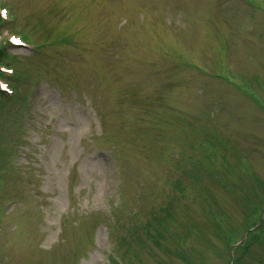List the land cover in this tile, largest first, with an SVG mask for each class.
<instances>
[{
    "label": "rangeland",
    "instance_id": "rangeland-1",
    "mask_svg": "<svg viewBox=\"0 0 264 264\" xmlns=\"http://www.w3.org/2000/svg\"><path fill=\"white\" fill-rule=\"evenodd\" d=\"M251 1L4 0L19 77L0 103V264H231L254 232L243 262L264 264Z\"/></svg>",
    "mask_w": 264,
    "mask_h": 264
},
{
    "label": "trees",
    "instance_id": "trees-1",
    "mask_svg": "<svg viewBox=\"0 0 264 264\" xmlns=\"http://www.w3.org/2000/svg\"><path fill=\"white\" fill-rule=\"evenodd\" d=\"M2 52H0V60H1V58H2ZM264 227V218L261 220V224H260V226H259V229H261V228H263ZM216 236H217V234H215ZM254 236V237H253ZM257 237V235H256V233L254 232L253 234H252V240H251V242H249V244H247V245H245V246H243V248H237L238 250H241V252H244V250H246L245 251V254H241V256L239 257L240 259H235V264H245L244 262H243V258L245 257V255H246V253H248V251H250L251 250V248L253 247V245L251 244L252 243V241L255 239ZM248 246V247H247Z\"/></svg>",
    "mask_w": 264,
    "mask_h": 264
}]
</instances>
